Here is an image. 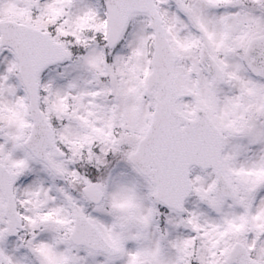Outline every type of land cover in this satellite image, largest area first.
Listing matches in <instances>:
<instances>
[{"label":"snow or ice","instance_id":"snow-or-ice-1","mask_svg":"<svg viewBox=\"0 0 264 264\" xmlns=\"http://www.w3.org/2000/svg\"><path fill=\"white\" fill-rule=\"evenodd\" d=\"M0 264H264V0H0Z\"/></svg>","mask_w":264,"mask_h":264}]
</instances>
